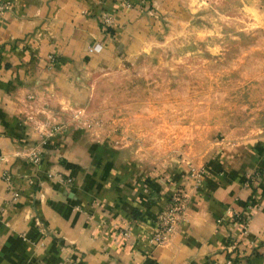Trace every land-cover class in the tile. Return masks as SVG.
Returning a JSON list of instances; mask_svg holds the SVG:
<instances>
[{
  "label": "crops",
  "instance_id": "0c3cea01",
  "mask_svg": "<svg viewBox=\"0 0 264 264\" xmlns=\"http://www.w3.org/2000/svg\"><path fill=\"white\" fill-rule=\"evenodd\" d=\"M5 2L0 264H264L263 135L221 141L204 164L155 176L126 164L84 125L87 78L115 67L118 55L136 54L130 47L148 32L143 20L152 17L143 1ZM177 2L153 0L152 7L169 11ZM176 190L186 196V211L155 246L157 217Z\"/></svg>",
  "mask_w": 264,
  "mask_h": 264
},
{
  "label": "rangeland",
  "instance_id": "374dc122",
  "mask_svg": "<svg viewBox=\"0 0 264 264\" xmlns=\"http://www.w3.org/2000/svg\"><path fill=\"white\" fill-rule=\"evenodd\" d=\"M142 1L152 18L137 53L87 78L81 117L94 138L157 176L204 164L221 141L264 136V0Z\"/></svg>",
  "mask_w": 264,
  "mask_h": 264
},
{
  "label": "built area",
  "instance_id": "2783aa9c",
  "mask_svg": "<svg viewBox=\"0 0 264 264\" xmlns=\"http://www.w3.org/2000/svg\"><path fill=\"white\" fill-rule=\"evenodd\" d=\"M130 5L127 4V7ZM10 3L5 2L0 5V11L9 9ZM102 22L105 26H109L111 23V19L109 17H105L102 19ZM101 47L99 45L94 46L95 51H99ZM54 58H49V63L53 64ZM31 161L36 164L39 161V157L35 154H31ZM200 177V173L196 174V178ZM9 178L6 177V181ZM258 179V173L250 175L247 178V183L254 182ZM67 183L70 182V180H66ZM187 208V199L186 196L179 190H176L171 195L167 205L163 208V210L159 213L157 217V226L156 231L153 234L150 242L157 246L163 244L169 237V235L172 233L175 225L179 221V219L184 215ZM234 219L238 222V224L241 226L242 229H246L247 223L242 219V217L239 214L234 215ZM229 263V262H228ZM64 264H74L71 261H67Z\"/></svg>",
  "mask_w": 264,
  "mask_h": 264
}]
</instances>
